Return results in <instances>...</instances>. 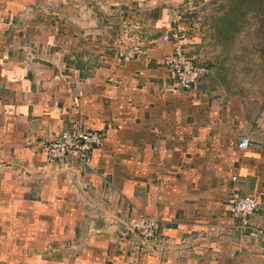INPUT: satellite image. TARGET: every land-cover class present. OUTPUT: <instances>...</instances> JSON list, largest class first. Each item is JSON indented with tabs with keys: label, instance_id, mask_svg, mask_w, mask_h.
Wrapping results in <instances>:
<instances>
[{
	"label": "crops",
	"instance_id": "1",
	"mask_svg": "<svg viewBox=\"0 0 264 264\" xmlns=\"http://www.w3.org/2000/svg\"><path fill=\"white\" fill-rule=\"evenodd\" d=\"M179 1L187 51L207 69L189 90L158 64L173 49L160 40L172 10L150 21L140 54L82 69L29 18L34 9L11 13L0 30V238L22 243L35 222L43 264L56 253L68 264L82 254L88 264L98 254L106 264H264V0ZM76 112L103 144L89 164L48 160L40 142ZM233 193L258 200L252 233L227 210ZM130 215L157 221L152 250L135 255L137 238L122 230Z\"/></svg>",
	"mask_w": 264,
	"mask_h": 264
},
{
	"label": "rangeland",
	"instance_id": "2",
	"mask_svg": "<svg viewBox=\"0 0 264 264\" xmlns=\"http://www.w3.org/2000/svg\"><path fill=\"white\" fill-rule=\"evenodd\" d=\"M26 1L0 0L1 32L4 30L3 24L7 22L11 13L18 15L17 8L20 10L34 9V15L29 18L34 21L41 18L42 32L46 33L48 32L46 29L50 28L56 37V51L66 57V64L73 63L74 66L81 69L91 65L99 66L106 59L108 62L113 59H123L133 45H138L142 49L146 39L152 35L150 34V21L153 22L157 18V22H159L160 17H164L168 10H172L173 14L175 12L179 14L178 9L180 10L179 6L182 4L179 0H28L27 5L24 6L22 3ZM34 4L37 6H30ZM20 15L22 19L26 18L24 12H21ZM198 20L200 19L198 18ZM182 25L184 26V24ZM180 28H182L181 25ZM44 33H38L36 37L42 38ZM108 62H104V64ZM75 114L71 116L69 124ZM132 218V215L128 216L122 230L125 234L135 235L137 238H134L136 240L131 244L133 251H138L135 255H139L141 251L152 250L157 238L156 233L154 237L147 238L143 237L137 229L127 232L136 222ZM34 236H37L35 222L33 223L32 237L29 239L26 237L22 243H15L16 238H0L2 241L0 264H43V260H46L44 258H47V254L49 255V252L43 248L46 239ZM113 240H110V245L113 242L117 243L116 240ZM37 247L40 252L32 251L31 248ZM20 248L24 250L29 248L27 250L29 252H20ZM86 256L88 255L82 254L76 264H88L85 263ZM59 257L60 255L57 253L52 254L56 264H68L67 258ZM92 262V264H106L105 258L99 254L93 258Z\"/></svg>",
	"mask_w": 264,
	"mask_h": 264
},
{
	"label": "built area",
	"instance_id": "3",
	"mask_svg": "<svg viewBox=\"0 0 264 264\" xmlns=\"http://www.w3.org/2000/svg\"><path fill=\"white\" fill-rule=\"evenodd\" d=\"M173 19V24L160 36L161 41L172 42L173 49L171 53L163 55L158 60V64L166 69L168 77L172 81V87L189 90L201 80L207 69L204 65L196 62V59L188 53L185 36L180 28V15L175 12ZM140 53L141 49L138 45H133L123 59L132 58ZM26 58V60H31L32 56L28 54ZM80 118V113L76 112L67 130H62L52 138L40 142L39 145L48 160L64 161L69 157L80 159L85 164H89L90 153L92 149L103 144L104 133L102 130L85 128ZM249 146L248 138L240 137L237 147L246 149ZM232 179L235 180V177ZM226 207L231 216L236 219V228L242 232L248 231L250 233L256 230L249 220L250 216L257 210V198L233 193L226 200ZM156 226L157 221L153 217L143 216L138 218L127 231L137 229L143 237L151 238L156 233Z\"/></svg>",
	"mask_w": 264,
	"mask_h": 264
}]
</instances>
